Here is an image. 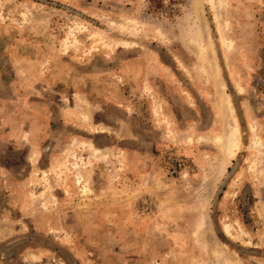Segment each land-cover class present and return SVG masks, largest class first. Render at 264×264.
Returning a JSON list of instances; mask_svg holds the SVG:
<instances>
[{"label":"rangeland","instance_id":"rangeland-1","mask_svg":"<svg viewBox=\"0 0 264 264\" xmlns=\"http://www.w3.org/2000/svg\"><path fill=\"white\" fill-rule=\"evenodd\" d=\"M0 264H264V0H0Z\"/></svg>","mask_w":264,"mask_h":264},{"label":"bare ground","instance_id":"bare-ground-1","mask_svg":"<svg viewBox=\"0 0 264 264\" xmlns=\"http://www.w3.org/2000/svg\"><path fill=\"white\" fill-rule=\"evenodd\" d=\"M222 94H224V92ZM220 108H221V116H222V119H223L224 131L225 132H224V135L222 137L219 136V137L216 138V140L219 141V143L221 144L220 146L227 153L233 155L235 153V151L238 149L239 142H240L239 141L240 140L239 139L240 138L239 128H238V125L236 123L237 120H235V117H233V115L231 114V107H230V104H229L227 99H223V101L221 99Z\"/></svg>","mask_w":264,"mask_h":264}]
</instances>
